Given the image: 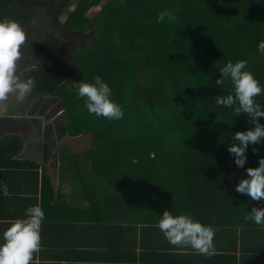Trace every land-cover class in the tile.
<instances>
[{
  "label": "trees",
  "instance_id": "obj_1",
  "mask_svg": "<svg viewBox=\"0 0 264 264\" xmlns=\"http://www.w3.org/2000/svg\"><path fill=\"white\" fill-rule=\"evenodd\" d=\"M72 1L0 0V19L15 20L25 31L21 70L31 68L24 75L35 80L31 93L59 107L45 131L36 119L41 129L33 144L43 146L44 160L74 163L76 179L105 182L123 209L145 208L146 201L147 209L207 210L210 220L229 210L241 236L264 235V227L245 219L264 200L234 189L245 169L264 157V143L249 145L244 167L237 168L227 147L233 133L253 125L236 114L238 105L215 102L216 95H234L230 78L215 84L229 60H246L264 88V55L257 51L264 41V0H113L94 19L81 6L69 12ZM163 10L173 11L175 21L157 23ZM39 20L49 29L36 38L32 27ZM96 74L112 89L122 119L89 114L77 97L76 82H92ZM256 99L264 104V92ZM60 111L64 117L56 116ZM26 120L0 136L4 183L33 135ZM258 120L264 124V117ZM53 131L57 136L47 138ZM0 202L4 208L1 196Z\"/></svg>",
  "mask_w": 264,
  "mask_h": 264
},
{
  "label": "crops",
  "instance_id": "obj_2",
  "mask_svg": "<svg viewBox=\"0 0 264 264\" xmlns=\"http://www.w3.org/2000/svg\"><path fill=\"white\" fill-rule=\"evenodd\" d=\"M56 136L53 131L47 138ZM42 151L40 143L34 145L26 137L20 164L9 170L8 185L0 178V196L6 202V208L0 202V233L23 218L29 206L38 205L45 213L41 249L32 264H264L263 232L241 236L242 226L230 220L229 210L217 214L223 217L218 220H210L207 210H168L190 215L214 230L211 255L189 245L175 246L157 226L165 209H147L146 201L145 208L123 209L105 182L84 181L82 176L78 180L74 163L45 161ZM5 215L16 218L6 220Z\"/></svg>",
  "mask_w": 264,
  "mask_h": 264
},
{
  "label": "clouds",
  "instance_id": "obj_3",
  "mask_svg": "<svg viewBox=\"0 0 264 264\" xmlns=\"http://www.w3.org/2000/svg\"><path fill=\"white\" fill-rule=\"evenodd\" d=\"M165 18L174 22V12L161 11L156 22L161 23ZM25 39L26 34L21 24L12 19H0V101L6 100L9 95L23 100L35 86L34 79L21 80L16 75V64ZM257 51L264 55V41L258 43ZM246 65V60H229L219 69L220 78L215 81L219 85L227 77L234 86V95H216V104L224 107L238 105L234 108L236 114H244L253 125L244 131L233 133V143L227 147L237 168L244 167L249 145L264 143V124L258 120L264 117V104L256 99L264 92V88L252 72L247 70ZM76 95L83 99L89 114L109 121L123 118L122 107L111 99L112 89L99 74L93 76L92 82H76ZM252 150L257 151L256 148ZM245 172L246 176L234 185L235 191L246 194L252 200H264V157L258 159V166L247 167ZM44 218L45 213L40 206H29L25 209L23 218L16 219L0 233V264H32L34 254L41 249L40 233ZM245 219L264 227V207H252ZM157 226L172 245H189L205 255L214 252V230L190 215H173L166 209L160 214Z\"/></svg>",
  "mask_w": 264,
  "mask_h": 264
},
{
  "label": "rangeland",
  "instance_id": "obj_4",
  "mask_svg": "<svg viewBox=\"0 0 264 264\" xmlns=\"http://www.w3.org/2000/svg\"><path fill=\"white\" fill-rule=\"evenodd\" d=\"M113 0H87L85 4L79 2V0L72 1L70 5V11H73L77 6H81V8H87L86 15L90 19H94L97 17L102 9V7L111 2ZM91 5V6H90ZM69 12L62 16L60 20L64 21L65 17L69 16ZM38 25H33V30L37 33L35 36L36 38H41L45 35V31L49 29V26L46 22L42 20L37 21ZM48 28V29H47ZM115 38H119L120 36L117 34L114 35ZM21 53V52H20ZM24 59L22 58V53L20 55L19 60L16 64V75L21 79L24 80V75L30 69L21 70V66ZM70 83L67 81L64 84V87L68 89ZM42 97L35 96L31 92L28 93L23 100H17L15 95H9L6 100L0 101V136L4 135L5 133L12 131L17 127L16 123L19 124L20 121H26L27 126L30 127L31 133L34 135L31 136L32 140L35 139V136L38 134L39 130L41 129L40 126L37 127L36 119L40 118L42 129L45 131L46 126L48 125V120H51V114L53 112H57L59 107L52 105L54 103V99L52 98H45L43 102H41ZM59 103L60 100L56 99ZM41 103V104H40ZM58 106V104H57ZM43 115L42 117L39 115ZM60 117H64V112L60 111L58 115ZM9 125H15L14 129L9 130ZM13 127V126H12ZM20 128V127H17ZM18 130V129H16ZM84 142L86 140L92 139L91 136L83 137ZM33 148V147H32ZM35 148V147H34Z\"/></svg>",
  "mask_w": 264,
  "mask_h": 264
}]
</instances>
